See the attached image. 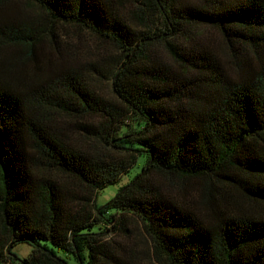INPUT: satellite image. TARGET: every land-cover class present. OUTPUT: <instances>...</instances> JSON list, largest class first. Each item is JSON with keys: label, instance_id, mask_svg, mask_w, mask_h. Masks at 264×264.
Instances as JSON below:
<instances>
[{"label": "trees", "instance_id": "1", "mask_svg": "<svg viewBox=\"0 0 264 264\" xmlns=\"http://www.w3.org/2000/svg\"><path fill=\"white\" fill-rule=\"evenodd\" d=\"M28 1L51 36L72 27L119 56L89 71L44 62L37 25L0 14V264H135L104 241L129 217L156 264H264V215L236 198L264 207V0H129L128 13L117 0ZM208 30L238 60L233 74ZM160 41L175 69L149 52ZM102 79L112 97L94 88ZM67 121L105 149L75 147ZM140 157L141 173L97 206ZM21 242L33 246L23 260Z\"/></svg>", "mask_w": 264, "mask_h": 264}, {"label": "rangeland", "instance_id": "2", "mask_svg": "<svg viewBox=\"0 0 264 264\" xmlns=\"http://www.w3.org/2000/svg\"><path fill=\"white\" fill-rule=\"evenodd\" d=\"M117 1L121 2L125 13H128L131 9L129 0ZM4 11L7 15L10 12L11 15H17L24 19H29L37 25V32L41 40L44 54V62L51 61L53 63H65L74 68L89 71L91 65L103 68L110 63L112 58L119 56V52L110 44L95 38L89 33L79 31L72 27L55 26L53 28L54 36H51L47 33L44 16L28 0H0V14L4 13ZM202 36L204 37V42L213 47L225 70L230 74H233L234 69L237 67L238 60L232 57L227 45L223 42L218 33L213 30H208ZM165 45L164 41L155 42L149 48V52L151 54L152 52H155L158 60H161L164 64L175 69L174 61L166 50ZM237 52L247 58L254 57L255 54L253 50L247 49L244 51L241 47L237 48ZM252 61H254V59H252ZM93 86L104 96L112 97L109 82L103 81L102 79L94 82ZM64 127L67 138L75 147L86 152L102 151L105 149L99 142L89 139L85 133L77 128V125L74 122L67 121ZM144 165L145 158L140 157L129 174L123 176L117 183L100 190L96 196L97 206H104L118 194L120 189L130 185L135 177L141 173ZM61 181L69 189L79 195H87L86 191L72 180L61 178ZM156 182H159L162 188L169 192L172 190L174 191V188L172 187L177 189L181 187L179 185L180 181L168 182L163 178H157ZM192 182H195L196 187H198L199 182L196 180ZM236 198L239 200V204L243 209L251 213L264 215L263 206L243 200L238 195H236ZM106 227L111 230L110 226ZM126 227L128 232H110L104 241L121 248L124 255L133 260L135 264H156L151 255L150 239L144 232L141 223L136 218L129 217L126 221ZM46 245L50 248L52 247L51 244L47 243ZM32 250L33 246L30 243L21 242L15 245L12 253L20 260H23L31 255Z\"/></svg>", "mask_w": 264, "mask_h": 264}]
</instances>
